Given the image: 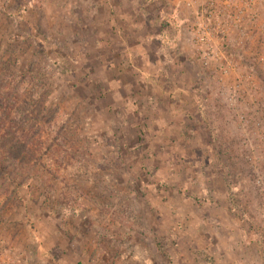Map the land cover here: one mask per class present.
Wrapping results in <instances>:
<instances>
[{
	"label": "rangeland",
	"instance_id": "374dc122",
	"mask_svg": "<svg viewBox=\"0 0 264 264\" xmlns=\"http://www.w3.org/2000/svg\"><path fill=\"white\" fill-rule=\"evenodd\" d=\"M257 1L219 81L182 5L0 0V55L46 73L26 92L49 89L30 186H0V264H264Z\"/></svg>",
	"mask_w": 264,
	"mask_h": 264
},
{
	"label": "trees",
	"instance_id": "16d2710c",
	"mask_svg": "<svg viewBox=\"0 0 264 264\" xmlns=\"http://www.w3.org/2000/svg\"><path fill=\"white\" fill-rule=\"evenodd\" d=\"M162 19L165 25L164 17ZM18 65V60L10 62L0 55V186L5 185L6 191L13 184L30 186V174L25 171L34 169L35 163H30L33 155L25 139L43 116L41 110H45L43 105L49 92L46 87L38 93L26 92L24 86L45 82L46 73L41 71V67L36 69L32 61L22 70ZM98 94L96 92L97 97L100 96ZM201 107L203 111L204 107ZM9 193L14 194V189Z\"/></svg>",
	"mask_w": 264,
	"mask_h": 264
},
{
	"label": "built area",
	"instance_id": "2783aa9c",
	"mask_svg": "<svg viewBox=\"0 0 264 264\" xmlns=\"http://www.w3.org/2000/svg\"><path fill=\"white\" fill-rule=\"evenodd\" d=\"M191 12L187 25L195 58L224 81L233 73L231 47L242 45L258 20L257 0H160ZM248 32V34H247ZM230 37L232 42H230ZM223 62V65L219 63Z\"/></svg>",
	"mask_w": 264,
	"mask_h": 264
}]
</instances>
